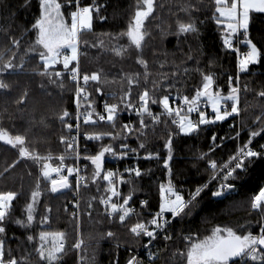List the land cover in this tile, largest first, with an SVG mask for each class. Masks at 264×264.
Masks as SVG:
<instances>
[{
  "label": "trees",
  "instance_id": "1",
  "mask_svg": "<svg viewBox=\"0 0 264 264\" xmlns=\"http://www.w3.org/2000/svg\"><path fill=\"white\" fill-rule=\"evenodd\" d=\"M85 4L90 0H83ZM102 5L101 15L107 19L99 20L94 15L93 30L86 33L83 39L88 40L89 45L93 42L96 47L81 48L80 64L83 71L92 72L102 70V78L106 74L109 85L103 86L104 95L95 91V85L89 83L87 91L91 93L89 101H95L96 110H103V103L108 100L109 103H116V99L109 97V91L122 94L127 90V81L123 79L125 75L134 74L137 71L142 73V68L135 62L136 50L133 47L128 49L124 57L116 56L111 49L119 45L128 46L131 44L130 38L121 37L119 40L109 39L116 37L119 33L126 32L132 16L136 10L137 0H97ZM157 8L153 16L157 20L146 22L150 27L153 39L149 42V47L144 49V58L149 61V87L151 81H155L159 89L157 96L171 91L170 98L179 95H194V88L201 81V73L195 71L200 68L204 74H213L216 78V86L222 88L224 94L227 93V80L231 75L235 80L239 75L241 86L239 116L230 117L224 122H217L207 126H201V131L194 135H173V160L170 162L172 176L169 177L167 169L164 167V160L167 158V149L165 142L168 139V133L177 131L175 125L171 123L172 118L161 117V123L155 126V132L151 129L147 131V136L140 139L131 136L126 142L132 148H138L139 143H145V149H139V157L134 154L124 159H117L105 155V170L117 168L119 174L126 181L131 183L121 184V196L126 198L129 191L135 189L133 198L129 204L137 205V211L130 215L123 223L118 219L119 214L108 215L99 203L101 196H107L104 192L107 186L106 181L91 182L93 166L90 161L84 159L87 155L96 154L99 146L112 144L117 152L120 151L121 140H111L105 138L102 142L84 141L85 147L81 151V160L87 165V187L81 189V217L80 230L78 232L77 219L72 216L74 205L72 189H67L61 193L52 194L47 191L50 185L47 181L41 180V208L51 206L50 226L41 228L34 224L31 230L24 229L14 223L8 225V246L17 249L18 244L25 241L27 234L36 235L39 230L64 231L67 235L66 249L74 242L83 239L84 244L80 251L81 256L87 258L95 255L96 264H127L132 250L138 253L141 258L147 259L145 245L148 242L147 237L137 238L130 232L131 226L136 222H146L151 218V213L158 210L160 202L159 186L167 184L171 178L173 184L178 188L181 194L185 195L190 190H194L206 182L212 176L208 167L210 161L207 157L201 159L205 154L211 155L216 159L218 165L227 163L228 158L234 155L239 147L243 146L249 138L250 130H255L257 124L256 117L264 110V101L259 98L257 93L264 90V67L252 65L248 73L238 72L239 56L236 52L224 47L223 39L225 36V27L215 23L214 0H203L208 7L197 14V27L199 34H181L179 37L171 33L177 30V16L185 21L187 17L179 11L180 5L186 0H155ZM196 0H193L195 3ZM25 0H0V30L11 32L15 38H20L25 29H30L34 18L38 15L36 0H32L31 7H24ZM9 9L11 15H9ZM165 29L169 34L166 36L158 35L160 29ZM242 33V32H241ZM9 36L4 40L0 36V42L7 46L13 38ZM248 38L257 43L258 47L264 48V14L253 13L251 15ZM33 34L28 31L21 40V52L26 47V41L33 40ZM103 41V44H101ZM86 54H83L85 53ZM191 57V59H189ZM28 63L25 65L29 71H21L5 76V82L11 85V91L0 90V127L4 128L12 135L27 134L26 146L35 148L41 154H51L54 159L53 165L59 163L58 157L64 154V146L60 144L61 136H67V129L60 124L59 115L64 109H67L74 115L75 113V90L76 83L71 81L69 75L64 73L61 79H56L52 83L47 77L37 75L31 69H42L39 57L31 54L26 57ZM164 67L161 68L160 65ZM188 69V73H184ZM52 71H62V65L55 66ZM178 79L175 82V88L169 89L172 83V77ZM63 83V88L59 85ZM43 85V87H41ZM247 85L248 91H244ZM214 86V88H216ZM133 96L141 92L144 83L139 86L133 85ZM27 91L28 98L24 103L18 104L16 101ZM82 103H85L83 100ZM152 109H161L159 105H150ZM210 113L209 116H211ZM95 119V116L93 117ZM135 121V127L138 128V117L128 116L123 113L118 121L117 130L125 124L127 119ZM194 119H198V116ZM43 121V123L41 122ZM74 119L71 121L74 123ZM146 123H150V118H146ZM30 129V130H29ZM82 132L91 133L94 131H113L106 124H99L96 127H89L82 123ZM240 132L239 139H228L235 137L236 132ZM216 135V142L220 143L224 138L222 147L217 148L215 152L210 151L211 138ZM124 135V133H120ZM264 144V134L253 140V146ZM148 152L159 153L158 159H145ZM18 158V150L0 142V171L11 165ZM74 158H66L65 163L74 164ZM139 167L141 177H135L125 170L127 168ZM10 175L7 178L0 176V192L16 191L19 193L17 199L13 201L14 218L26 219V205L30 202L31 191L35 188L36 177L38 176V166L30 161L21 162L15 168H10ZM31 173V174H29ZM212 181L210 187L215 185ZM232 183L237 185L238 190L231 193L225 199L205 197L193 215L185 221H172L171 234L177 237L182 233L186 234L191 230L194 237L203 238L209 235L214 226H232L237 223L245 224L248 221L253 222L252 231L258 233L259 225L255 222L261 217L251 211L249 201L251 197L258 194L259 188L264 186V160H257L248 167L246 173L241 172L239 178ZM97 185L99 191H97ZM96 197L95 201L91 198ZM149 201V208L146 210L141 205V200ZM92 203V209H88V203ZM67 208V211L65 210ZM91 211V216L88 212ZM39 215H37V220ZM112 231L114 238H107L106 233ZM170 247L166 249L165 245ZM118 245V247H117ZM179 248L184 250L181 242L177 241L175 245L171 242H165L159 236L154 241L152 250H160L162 259L158 264H172L169 251ZM63 264H78L77 250L69 251L63 258Z\"/></svg>",
  "mask_w": 264,
  "mask_h": 264
},
{
  "label": "snow or ice",
  "instance_id": "2",
  "mask_svg": "<svg viewBox=\"0 0 264 264\" xmlns=\"http://www.w3.org/2000/svg\"><path fill=\"white\" fill-rule=\"evenodd\" d=\"M24 7H31L32 0H25ZM38 15L34 18L30 25V29H25L20 38H15L9 32L0 30V36L7 40L9 36L13 38L8 42L7 46L0 42V90L5 92L11 91V85L5 82V76L18 73L21 71H29L25 68L28 63L26 57L31 54H36L41 62L42 69H31L37 75L47 77L52 83H56V79H61L64 73H67L71 81L76 83L75 90V113H70L67 109L62 111L58 119L68 132L67 136L60 137V144L64 146V154L56 157L59 163L55 166L52 163L54 157L49 153L41 154L35 148L31 149L26 146L27 134L12 135L4 128L0 127V141L12 148L18 150V158L3 171H0V176L7 178L10 175V168H15L21 162L30 161L33 165L38 166V176L34 190L30 194V202L26 205V219L14 218L13 201L19 195L16 191L0 192V264H63V258L69 251L79 250L84 244L83 239L74 242L66 249L67 235L64 231H49L39 230L36 235L27 234L25 241L18 244L17 249H12L8 246V225L14 223L24 229L31 230L34 224H38L41 228L50 226L51 206L41 208V180L47 181L50 187L47 191L56 194L62 190L72 189L73 185L69 177L75 175V191L79 194L81 186L87 187L85 177L81 175L82 169L78 166H66V158H74L79 161L81 159L79 139L81 136V121L89 127H96L99 124H106L113 131H94L85 134V140L90 142H102L106 137L111 140H121L120 151L117 152L113 145L99 146L96 154L87 155L84 159L90 161L93 166L91 182L96 184L97 181H106L107 186L104 192L107 196H101L99 203L104 205L105 212L109 215L119 213L118 219L123 223L134 209L129 207V202L133 198L135 189L129 191L126 198L122 202H113V198L121 197L119 185L131 183L126 181L122 175L112 170H105V155L117 159H124L129 154H134L139 157V149H145V143H139L138 148H132L126 142L131 136L140 139L147 136V131L151 129L155 132V126L161 123V117H171V123L176 126L175 133L169 132L168 139L165 142L167 149V158L164 160V167L172 176L170 162L173 160V135H194L201 131V126L224 122L230 117L239 116L241 112L240 97L241 86L239 83V75L235 80L231 75L227 80V93L224 94L222 88L216 86V78L213 74H204L200 68L195 71L201 73V81L194 88V95H177L173 97L175 100H180L181 103L173 106L170 103L171 91L157 96L159 91L156 82L151 81L149 87V61L144 58V49L149 47V42L153 39L150 27L146 26L149 18L152 20L159 19L153 16L157 5L155 0H137L136 10L131 18L126 32L119 33L116 37L109 39L119 40L121 37L127 36L130 38L131 44L127 47L119 45L112 48L116 56L124 57L128 49L133 47L136 50V63L142 68L140 71L131 75H125L123 79L127 81L128 88L122 94H117L109 91L108 95L112 99H116V103H109L105 100L103 103V112H98L94 107L95 101H89V93L86 89L89 83L95 85L96 93L104 95L103 86L109 85L113 81L107 79L105 74L102 78V70L87 72L81 69L80 56L81 48L96 47L93 42L89 45L88 40L83 39L86 33L93 30L94 15L96 19L104 20L106 17L101 15L102 5L97 0H90L85 4L83 0H36ZM208 6L203 3V0H186L181 3L179 11L187 17L185 21L177 16V30L171 34L180 36L181 34H199L197 27V14ZM215 15L214 20L217 25H223L226 29L223 39V45L227 49H231L237 53L240 49L233 48V37L241 33L242 43L247 46V51L243 52L238 59V72L248 73L250 66L257 65L264 67V48L258 47L252 39L248 38L250 19L253 13L264 14V0H214L212 5ZM9 15L11 10L9 9ZM31 31L34 39L26 41V47L21 52V40L24 35ZM169 33L161 28L158 35L166 36ZM103 44V41H101ZM83 54H86L83 53ZM191 59V57H189ZM57 65H62L61 71H52ZM164 67L163 64L160 65ZM188 69H184V73H188ZM55 77L56 79H53ZM81 79L84 86H81ZM178 77H172V83L169 84V89L175 88V82ZM144 83L141 92L133 96V85L139 86ZM63 88V83L59 85ZM216 86V88H214ZM43 87V85H41ZM244 91L247 92V85L244 86ZM257 95L264 101V90H260ZM29 93L25 91L16 101L22 104L28 98ZM86 102L82 103L81 101ZM150 105H159L162 112L156 114L152 111ZM84 109L81 111V109ZM212 113L209 116L206 109ZM135 113L139 118L136 128L131 123L123 124L117 130V124L120 116L123 113ZM196 113L198 119L193 120L191 114ZM95 116V119L93 118ZM146 118H150V123H146ZM75 120V125L71 122ZM259 122L255 130H250L247 142L238 148L234 155L228 158L227 163L218 165L216 159L211 155L205 154L200 158L207 157L210 161L208 167L212 172V176L208 182L195 187L185 195L181 194L180 190L173 184L171 178L167 184L159 186L160 202L158 210L151 213V218L146 222H136L130 228V232L137 238L147 237L148 243L145 245L147 264H158L162 259V253L159 249L155 252L152 250L153 241L159 236L165 242H171L175 245L177 241L181 242L184 250L179 248L169 251L172 264H264V186L259 188L258 194L251 197L249 201L250 209L256 215L261 217L255 223L259 225L258 233L252 231L253 222L248 221L245 224L237 223L234 228L232 226H214L210 230V234L203 238L194 237L191 230L186 234L182 233L177 237L171 234L172 221H185L191 217L194 211L199 208L205 197L225 199L235 191V185L232 181L239 178L241 172L246 173L248 167L254 164L257 160H264V144L260 145L258 150H254L251 146L255 138L264 134V110L256 117ZM43 123V121H41ZM30 130V129H29ZM75 133V135H72ZM124 133V135H120ZM240 132L237 131L235 137L228 139H239ZM216 135L211 138L210 151L215 152L217 148L222 147L224 138H221L220 143L216 142ZM85 151L87 147L85 146ZM145 159H158L159 153L148 152ZM65 169L67 174L65 175ZM129 174H134L135 177H141L142 173L139 167L127 168L125 170ZM31 174V173H29ZM212 181H216L213 187L209 185ZM97 191L99 186L97 185ZM97 198L92 197L95 201ZM142 206L147 210L149 201L147 199L141 202ZM80 208L79 202L74 205L72 216L78 215ZM88 209H92V203H88ZM67 211V208L65 209ZM170 214L171 219L166 217ZM37 215L39 219L37 220ZM91 216V211L88 212ZM107 238H114V233L108 231ZM118 247V245H117ZM166 249L170 246L165 245ZM80 264H85V257L81 256ZM86 264H96L95 255H91L86 260ZM118 264V261H117ZM127 264H143L135 250L129 255Z\"/></svg>",
  "mask_w": 264,
  "mask_h": 264
},
{
  "label": "built area",
  "instance_id": "3",
  "mask_svg": "<svg viewBox=\"0 0 264 264\" xmlns=\"http://www.w3.org/2000/svg\"><path fill=\"white\" fill-rule=\"evenodd\" d=\"M242 41H243V36H242L241 33H238L236 37H233V48H238V49H240V52H239V53L236 52V53L238 54L239 57H240V55L243 54V52H245V51L248 50V49H247V46L244 45V44L242 43ZM229 50H231V49H229ZM231 51H233V50H231ZM234 52H235V51H234ZM61 72H62V71H61ZM62 73H63V72H62ZM81 86H84V85H83V82H82V79H81ZM170 103H172L173 106L175 107V106L179 105V104L181 103V101H180V100H175V101L173 102V98H170ZM97 111H98V110H97ZM152 111H153L154 113H156V114H159V113L162 112L163 110H162V108H161V109H152ZM98 112H101V113H102L103 110H99ZM206 112H207L208 115H210V113H211L210 108H209V109H206ZM126 114H128V116H136L134 112H133V113H126ZM197 116H198V115H197L196 113L191 114V118H192L193 120H196V119H194V118H196ZM136 117H137V116H136ZM82 123H83V122L81 121V128H82ZM125 123H131V124H133V125L135 126V121H134L133 119H131V118L127 119ZM73 124L75 125V121H74ZM85 134H86V133L82 132V129H81V136H80V139H79L80 153H81L82 149L85 147V142H84V141H85V138H84V137H85ZM72 135H75V133H72ZM260 145H262V144H259L258 148L255 147V146H253V145H251V146L254 148V150H258L259 147H260ZM65 165H66V166H78V167H80V168L82 169V171H81V175H83V176L85 177V184H86V181H87V165H86L84 162H82L81 159H80L79 161L76 160V161L74 162V164H72V165H68L67 163H65ZM109 170H112V171L117 172V173L119 174V171H118L117 168H110ZM64 174H65V175L67 174L66 169H65ZM69 179H70V182H71L72 185H73V188H72V191H73V193H72L73 198L75 199V202H76V203L79 202V204H80V203H81V189H82L83 185L81 186V188H80V190H79V194H77V192L75 191V183H76L75 175L69 177ZM234 185H235V191H233V192H231V193H234V192H236V191L238 190L237 185H236V184H234ZM119 191L121 192V185H119ZM231 193H230V194H231ZM121 198H122V196L119 197V198L117 199L116 202H118V203H119V202H122ZM142 201H143V200H141V202H142ZM141 205H142V204H141ZM129 207H132V208L134 209V211H133L132 214H134V213L137 211V208H138V206H137V205H134V204H129ZM118 214H119V213H118ZM132 214H130V215H132ZM166 217L169 218V219H171L170 214H166ZM147 243H148V242H147ZM146 245H147V244H146ZM153 245H154V241H153ZM144 249H145V248H144ZM145 250H146V249H145ZM140 258H141V256H140ZM141 259H142V258H141ZM142 260H143V259H142ZM147 260H148V258H147V259H144V260H143V264H147Z\"/></svg>",
  "mask_w": 264,
  "mask_h": 264
},
{
  "label": "rangeland",
  "instance_id": "4",
  "mask_svg": "<svg viewBox=\"0 0 264 264\" xmlns=\"http://www.w3.org/2000/svg\"><path fill=\"white\" fill-rule=\"evenodd\" d=\"M230 2V0H229ZM251 20V19H250ZM84 109L82 108L81 111H83ZM118 198L114 197L113 198V202H116ZM121 200H123V198H121ZM103 208H104V205H103ZM105 209V208H104ZM109 215V214H108ZM112 216V215H110ZM80 217H81V203H80V208L78 210V215L75 217L77 219V226H78V232L80 230ZM80 251L81 249L77 250V253H78V264H80ZM154 251V250H153ZM155 252V251H154Z\"/></svg>",
  "mask_w": 264,
  "mask_h": 264
},
{
  "label": "water",
  "instance_id": "5",
  "mask_svg": "<svg viewBox=\"0 0 264 264\" xmlns=\"http://www.w3.org/2000/svg\"><path fill=\"white\" fill-rule=\"evenodd\" d=\"M0 142H3V141H0ZM4 143V142H3ZM67 190V189H66ZM62 191H65V190H62Z\"/></svg>",
  "mask_w": 264,
  "mask_h": 264
},
{
  "label": "crops",
  "instance_id": "6",
  "mask_svg": "<svg viewBox=\"0 0 264 264\" xmlns=\"http://www.w3.org/2000/svg\"><path fill=\"white\" fill-rule=\"evenodd\" d=\"M241 32H242V30H241Z\"/></svg>",
  "mask_w": 264,
  "mask_h": 264
}]
</instances>
